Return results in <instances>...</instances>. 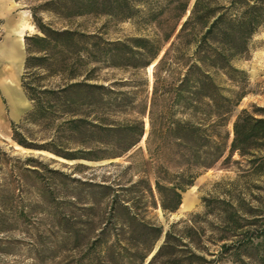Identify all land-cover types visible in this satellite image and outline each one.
I'll list each match as a JSON object with an SVG mask.
<instances>
[{
	"label": "trees",
	"instance_id": "16d2710c",
	"mask_svg": "<svg viewBox=\"0 0 264 264\" xmlns=\"http://www.w3.org/2000/svg\"><path fill=\"white\" fill-rule=\"evenodd\" d=\"M191 2L42 0L29 7L41 34L23 36L25 72L20 81L25 95L33 101L23 121L45 119L47 113L59 110L64 113L61 125L76 138L96 132L101 137L99 143L122 146L119 151L106 154L108 157L122 156L143 138V119H115L105 107L103 123L88 129L75 102L64 101L60 105L57 101H41L35 88L25 81L27 70L40 68L52 50L73 51L74 62L89 66L84 80L90 79L98 64L132 68L151 65L189 10L154 65L146 136L148 151L158 154L162 148L170 149L175 156L171 160L182 167L171 179L167 168L160 166L163 177H156L154 189L144 178L120 189L109 183L96 184L103 198L96 202L104 206L105 215L99 218L100 226L95 232L79 227L93 224L95 219L91 216L55 219L58 230L52 236L71 246V259L64 264H145L162 236L146 264H210L224 257L234 264H264V107H254V113L242 109L236 115L231 141L227 129L233 108L246 94L247 73L236 62L247 59L252 36L264 26V0ZM41 13L54 15L62 21L60 26L45 22ZM89 14L116 22L134 20L145 26L154 25L157 31L150 37L101 41L94 33L70 26L72 18ZM113 58L123 63H116ZM64 65L69 71L75 63ZM82 86L105 89L101 84L83 81L68 87ZM44 92L54 94L53 90ZM114 102L107 101L109 106ZM10 126L11 139L19 146L42 148L27 140L18 129L20 125L11 121ZM84 152L88 153L82 156L88 159L105 157L90 156V150ZM234 154L238 158L232 160ZM221 158L224 165H235L234 178L216 182L213 192L201 198L203 210L192 214L182 230L171 223L164 231L161 224L147 217L149 208L159 207L165 217L175 212L181 205L182 193ZM26 161L33 160L27 157ZM3 212L0 195V256L8 254V240L1 233L24 218L22 211H13L11 218ZM206 242L211 247H205ZM35 252V262L31 264H47L43 249Z\"/></svg>",
	"mask_w": 264,
	"mask_h": 264
},
{
	"label": "rangeland",
	"instance_id": "374dc122",
	"mask_svg": "<svg viewBox=\"0 0 264 264\" xmlns=\"http://www.w3.org/2000/svg\"><path fill=\"white\" fill-rule=\"evenodd\" d=\"M40 1L42 0H14V3L11 1L12 13L9 21L0 18V48L8 38L17 36L15 22L20 16H25L29 24L22 23V26L24 25L22 31L25 30L23 36L41 34L34 25L29 11L31 5ZM41 17L54 26H60L62 22L50 13H41ZM185 17L177 24L174 35ZM168 25H171V22ZM70 26L72 29L94 33L101 41L150 37L157 31L154 25L145 26L134 20L116 22L91 14L72 18ZM174 35L163 45L158 58L153 60L150 66L132 68L124 65L98 64L90 79L84 80L89 66L74 62L73 51L57 53L52 50L40 68L29 69L26 72L25 81L35 88L34 93L41 97V101H57L60 105H64V101L75 102L86 119L88 129L97 123H103V119L106 118L105 107L109 108L108 112L112 113L110 115L115 119H143V138L119 157H108L106 154L119 151L122 146L99 143L101 137L96 132H87L81 138L73 136L61 125L64 113L59 110L47 113L45 119L23 121L26 113L32 109L33 101L25 95L21 87L20 76L25 72L26 56L22 43L21 67L16 82L25 100L24 104L12 111L2 89L4 80L0 82V109L3 113L0 119V195L3 199V215L11 218L13 211L24 213V218L17 220L10 226L11 229L1 233L2 237L8 240L6 246L8 254L0 256L2 264H31L35 262L34 252L38 249H43L47 264H64L70 261L69 243L65 240H56L52 236L53 231L58 230L55 219L70 215L91 216L95 219L93 224L79 227L88 233L95 232L100 226L99 218L105 215L104 206L96 202L103 199L102 192L95 186L96 184L109 183L115 189H120L139 178H144L150 181L154 189L156 177H163L160 166L167 168L171 179L173 174L180 170L182 166L171 160L175 159L172 150L162 148L156 154L148 151L146 145L154 65ZM62 60L66 61L64 63H75L70 72L66 70ZM113 61L123 63L119 58H113ZM236 65L247 73L246 94L230 114L227 124L230 141L232 123L236 115L242 109L254 113V107H264V26L252 36L247 59L237 61ZM3 68H11L8 61L0 60V71ZM160 75L170 80L164 73ZM77 81L101 84L105 89H90L87 86L77 89L68 87ZM45 90H53L54 94L45 93ZM107 101L115 102L113 106H109ZM11 121L20 125L18 129L27 140L42 148H24L14 142L11 139ZM89 150L92 151L90 156L105 157L88 159L82 156L88 153L84 151ZM27 157L33 161H26ZM237 158V154L232 156V160ZM222 160L223 158L195 178L192 187L182 193L181 205L175 212L168 213L165 217L159 207L149 208L147 217L161 224L164 231L171 223H176V228L182 230L184 225L189 223L192 214L203 210L201 198L213 192L214 184L222 179L234 178L235 165L232 162L224 165ZM185 200L187 205L184 208ZM91 203L95 204L88 209ZM204 245L211 247L207 242ZM210 264L234 263L230 258L224 257Z\"/></svg>",
	"mask_w": 264,
	"mask_h": 264
},
{
	"label": "crops",
	"instance_id": "0c3cea01",
	"mask_svg": "<svg viewBox=\"0 0 264 264\" xmlns=\"http://www.w3.org/2000/svg\"><path fill=\"white\" fill-rule=\"evenodd\" d=\"M11 1L14 3V0H0V18L6 21H9L10 15L12 13ZM23 22L28 24L26 17L20 16L15 22V31L17 33V36L15 38H8L0 48V60H6L11 65L10 69L3 68L0 71V82L1 80H4V82L2 83V89L8 101L10 102L12 111L16 110L18 106L24 104L25 102L16 82V76L21 67L20 47L23 43V31H25H22ZM11 51H14L13 53L18 56V61L12 59V55L10 54ZM2 115V109H0V119Z\"/></svg>",
	"mask_w": 264,
	"mask_h": 264
},
{
	"label": "water",
	"instance_id": "95a60500",
	"mask_svg": "<svg viewBox=\"0 0 264 264\" xmlns=\"http://www.w3.org/2000/svg\"><path fill=\"white\" fill-rule=\"evenodd\" d=\"M193 2V1H192ZM192 4V3H191ZM191 7V6H190ZM189 14V10H187V14H186V16ZM163 240V236H162V239H161V241ZM161 241H160V243H161ZM160 243H158L157 245H156V247H155V249L152 251V253L149 255V257H148V260L151 258V256L156 252V250H157V248H158V246H159V244ZM147 260V261H148ZM147 261H146V263H147ZM145 263V264H146Z\"/></svg>",
	"mask_w": 264,
	"mask_h": 264
},
{
	"label": "bare ground",
	"instance_id": "6f19581e",
	"mask_svg": "<svg viewBox=\"0 0 264 264\" xmlns=\"http://www.w3.org/2000/svg\"><path fill=\"white\" fill-rule=\"evenodd\" d=\"M24 26V25H23ZM22 26V27H23ZM30 28V27H29ZM14 48V47H13ZM12 50V49H11ZM14 51H11V55H12V59H14L15 61H18V56L15 54V53H13ZM10 56V55H9ZM186 205H187V201L185 200L184 201V208L186 207Z\"/></svg>",
	"mask_w": 264,
	"mask_h": 264
}]
</instances>
